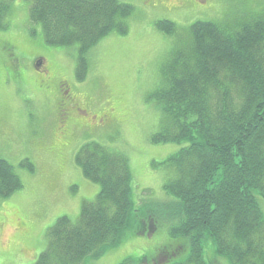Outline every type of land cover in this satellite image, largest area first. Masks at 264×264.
I'll use <instances>...</instances> for the list:
<instances>
[{
    "label": "rangeland",
    "instance_id": "rangeland-1",
    "mask_svg": "<svg viewBox=\"0 0 264 264\" xmlns=\"http://www.w3.org/2000/svg\"><path fill=\"white\" fill-rule=\"evenodd\" d=\"M121 1L134 8L126 34L100 41L87 55L86 79L79 81L76 50L46 45L41 28L30 24V3L9 0L7 26L0 31V160L14 167L24 189L0 201V264L35 263L58 219L68 217L75 224L83 202L95 200L100 186L87 181L76 162L79 151L93 143L128 158L131 199L138 213L118 246L85 264H186L189 242L170 233L175 218L164 209L176 201L163 188L175 174L160 164L188 143H151L164 124L148 98L162 86V68L171 53L187 46L193 23L236 28L264 16V0ZM159 21L175 23V34L159 31ZM38 57L46 63L40 64ZM48 86L52 94L46 93ZM65 94L90 113L72 114L66 135L57 112ZM26 160L33 172L22 166ZM256 196L264 217V199ZM151 216L157 217L155 232ZM164 251L177 252L158 259ZM203 257L207 263L231 264L217 254L211 240L204 243Z\"/></svg>",
    "mask_w": 264,
    "mask_h": 264
},
{
    "label": "trees",
    "instance_id": "trees-1",
    "mask_svg": "<svg viewBox=\"0 0 264 264\" xmlns=\"http://www.w3.org/2000/svg\"><path fill=\"white\" fill-rule=\"evenodd\" d=\"M27 1L30 24L41 28L46 45L76 50L79 81L88 75V53L109 35L126 34L134 10L121 0ZM10 8L9 0H0V31ZM156 27L176 32L172 22ZM189 30L187 46L172 53L162 68V86L149 96L164 124L152 143H188L164 162L176 174L164 186L176 200L166 208L179 222L171 234L188 240V264H211L203 257L208 240L231 264H264V217L256 196L264 199V16L236 28L198 21ZM76 162L101 192L83 203L75 224L58 219L36 264L99 258L121 243L138 213L125 156L93 143L79 151ZM23 189L14 167L0 160V201Z\"/></svg>",
    "mask_w": 264,
    "mask_h": 264
},
{
    "label": "flooded vegetation",
    "instance_id": "flooded-vegetation-1",
    "mask_svg": "<svg viewBox=\"0 0 264 264\" xmlns=\"http://www.w3.org/2000/svg\"><path fill=\"white\" fill-rule=\"evenodd\" d=\"M37 61H39V63H42V62H45L46 59H45V57H38L37 58ZM60 86H63V84L61 83ZM50 89L51 88L49 86L46 87V93L49 92V94H52V89H51V91H49ZM64 96L66 98H63L62 97L63 98L62 101L60 100L58 102V104H57V111L60 112V116L62 117V119H60V123H61L62 126L60 124H59V126H61L64 129V135H66L67 134V130H68L67 127L69 126L70 123L74 122V120L71 119L72 114H75L76 116H79L80 114L85 113V116H88L89 117L90 116V113L88 111H83L78 106V104L76 103V100H77L76 97H74V96L71 97V95L67 96L66 94ZM60 104H61V109L59 110V105ZM65 117H67V120L64 119ZM82 117H83L82 120H84V116H82ZM100 120H102V118ZM65 121H67V123H66L65 126H63L65 124ZM177 251H180V249L178 248ZM177 251H175V252H177ZM175 252L174 253L173 252L166 253L165 251L164 252H160L157 255V258L158 259L164 258V260H166L167 258L170 257V255H175Z\"/></svg>",
    "mask_w": 264,
    "mask_h": 264
},
{
    "label": "crops",
    "instance_id": "crops-1",
    "mask_svg": "<svg viewBox=\"0 0 264 264\" xmlns=\"http://www.w3.org/2000/svg\"><path fill=\"white\" fill-rule=\"evenodd\" d=\"M33 256V254H31V256L30 257H32Z\"/></svg>",
    "mask_w": 264,
    "mask_h": 264
}]
</instances>
